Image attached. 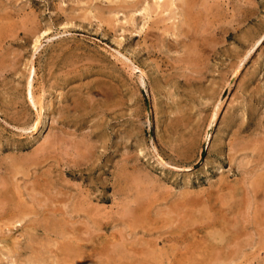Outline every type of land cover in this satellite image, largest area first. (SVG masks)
Segmentation results:
<instances>
[{"label":"rangeland","instance_id":"1","mask_svg":"<svg viewBox=\"0 0 264 264\" xmlns=\"http://www.w3.org/2000/svg\"><path fill=\"white\" fill-rule=\"evenodd\" d=\"M177 1L0 0V264H264V0Z\"/></svg>","mask_w":264,"mask_h":264},{"label":"bare ground","instance_id":"2","mask_svg":"<svg viewBox=\"0 0 264 264\" xmlns=\"http://www.w3.org/2000/svg\"><path fill=\"white\" fill-rule=\"evenodd\" d=\"M126 1V0H125ZM164 1V0H163ZM168 1V0H167ZM170 1V0H169ZM173 1V0H172ZM177 1V0H176ZM183 2V14L185 15V18H186V20L184 21V22H188L187 24H190V26H192L191 24L192 23H189V22H195V21H197L196 20V17H197V13L195 12L194 13V9H193V4H194V0H182ZM196 1V0H195ZM205 1V0H204ZM203 1V2H204ZM112 2H114V1H112ZM118 2V1H117ZM140 2V1H139ZM178 2V1H177ZM181 2V1H180ZM162 3V2H161ZM196 3V2H195ZM198 3V2H197ZM196 3V4H197ZM157 4V3H156ZM163 4V3H162ZM181 4V3H180ZM160 5V4H159ZM158 5V6H159ZM179 6H181V5H179ZM148 12V11H147ZM198 12V11H197ZM182 14V15H183ZM201 19V18H200ZM209 23V22H208ZM200 25V24H199ZM210 25V24H209ZM179 27V26H178ZM188 27L189 26H187V29H188ZM199 27V26H198ZM182 28V27H181ZM180 32H182V30L180 29V31H179V33ZM190 32H191V30H190ZM197 33V32H196ZM179 35H181V34H179ZM178 35V36H179ZM184 35V34H183ZM189 35V34H188ZM203 35V34H202ZM211 35V34H210ZM204 36V35H203ZM187 39V38H186ZM256 39V38H255ZM260 39V38H259ZM259 39L257 38V40L255 41V43H258L259 42ZM190 40V39H189ZM192 41V40H191ZM207 43V42H206ZM197 45V44H196ZM198 46V45H197ZM195 47V46H194ZM191 48H193V47H191ZM194 49V48H193ZM188 51V50H187ZM193 54V53H192ZM198 54V53H197ZM194 56V55H193ZM188 57H190V56H188ZM187 56H186V58H188ZM195 59V58H194ZM183 62H185V61H183ZM195 62L193 61V64H194ZM187 66V65H186ZM191 66V65H190ZM195 66H196V64H195ZM197 67V66H196ZM192 68V67H191ZM190 68V69H191ZM195 71H198L197 70V68H193V72H195ZM197 76V75H196ZM187 77H188V75H187ZM191 77L193 78H195V75L194 74H192L191 73ZM190 78V77H189ZM191 79V78H190ZM189 81V80H188ZM98 85V84H97ZM99 86H101L100 85V83H99ZM99 86H97L96 88H99ZM95 88V87H94ZM101 88V87H100ZM97 92H99V91H97ZM101 92V91H100ZM96 93V92H95ZM93 96V95H92ZM97 107V106H96ZM74 109V108H73ZM106 110V109H105ZM214 114H215V112H213ZM214 119V118H213ZM227 119V118H226ZM230 119V118H229ZM178 120V119H177ZM228 120V119H227ZM214 121V120H213ZM58 138V137H57ZM52 139V138H51ZM56 139V138H55ZM54 140V139H53ZM55 141V140H54ZM62 142V141H61ZM46 142H44V144H45ZM52 143V142H51ZM41 146V145H40ZM54 146V145H53ZM65 146V145H64ZM43 147V146H42ZM41 148V147H40ZM48 149V148H47ZM74 149V148H73ZM83 149V148H82ZM76 154V153H75ZM21 165V164H20ZM16 171V170H15ZM13 172H14V170H13ZM19 173V172H18ZM15 174V173H14ZM3 185V184H2ZM1 200H3V198H1ZM1 237V236H0ZM74 237V236H73ZM69 238H71L72 239V237H69ZM81 239V238H80ZM1 241V240H0ZM82 241V240H81ZM92 243V242H91ZM88 244V243H87ZM89 244H90V242H89ZM80 246V245H79ZM117 246V245H116ZM1 248V247H0ZM89 248V247H88ZM120 248V247H119ZM117 249V248H116ZM121 249V248H120ZM122 250V249H121ZM137 250V249H136ZM62 251V250H61ZM69 251V250H68ZM109 251V250H108ZM120 251V250H119ZM124 251V250H123ZM132 251V250H131ZM75 252V251H74ZM113 252H114V250H113ZM115 253V252H114ZM75 254V253H74ZM73 254V255H74ZM121 254H123V253H121ZM1 255H2V253H1ZM84 256V255H83ZM67 257V256H66ZM75 257V256H74ZM73 258V257H72ZM76 258L77 257H75V260H76ZM81 258H82V256H81ZM56 263V262H55ZM12 264H14V262L12 263ZM52 264H54V261H53V263Z\"/></svg>","mask_w":264,"mask_h":264}]
</instances>
